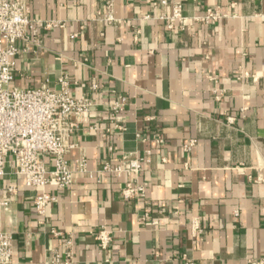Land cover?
I'll return each mask as SVG.
<instances>
[{
  "label": "crops",
  "instance_id": "1",
  "mask_svg": "<svg viewBox=\"0 0 264 264\" xmlns=\"http://www.w3.org/2000/svg\"><path fill=\"white\" fill-rule=\"evenodd\" d=\"M27 1L32 20L63 28L43 33L39 47L18 57L12 86L39 88L47 81L53 88L67 77L75 97L87 95L92 83L98 91L70 139L76 148L65 157L73 185L54 192L57 201L45 218L32 207L36 193L6 170L1 197L10 204L0 212V228L12 233V264L46 262L67 241L74 264L263 258L264 0ZM109 1L118 21L111 25L98 18ZM173 3L188 18L206 9L222 18L168 32L160 18ZM116 97L127 99L123 132L107 107ZM79 157L92 177L75 173ZM130 160L142 161L138 175L97 179L105 165L115 169ZM134 181L146 184L144 197L123 201L121 189ZM9 186L16 194L4 192ZM101 227L113 235L105 251L95 241Z\"/></svg>",
  "mask_w": 264,
  "mask_h": 264
},
{
  "label": "built area",
  "instance_id": "2",
  "mask_svg": "<svg viewBox=\"0 0 264 264\" xmlns=\"http://www.w3.org/2000/svg\"><path fill=\"white\" fill-rule=\"evenodd\" d=\"M160 5L166 7L165 2ZM98 18L109 25L118 22L113 16L110 1L106 4V13L99 14ZM221 18L219 10L213 9H206L201 17L188 18L181 4L173 3L170 13L160 19L166 31L185 32L193 23L208 25ZM56 28H63V25L53 21L32 20L27 0H0V212L10 204L1 197L7 169L12 177L22 180L26 189L36 193L32 198V207L39 218H45L49 207L56 203L54 192L68 190L74 182V172L70 170L65 157L76 148L70 139L78 129V119L86 117L94 108L93 97L98 86L92 83L87 95L80 97L72 94V84L67 77L59 78L53 88L48 86L47 81L39 88L21 89L12 86V70L18 57L31 47H39L41 35ZM75 38L76 35L70 37L72 40ZM19 44L22 49H19ZM126 106L125 97H116L107 103L114 127L121 132L125 129L119 122ZM89 129L94 130V127ZM156 143L160 145L163 142L157 139ZM193 146L194 142L191 141L184 151L188 152ZM141 162L124 161L122 166L115 169L105 165L96 172V177L99 179L102 173L138 175ZM75 165L76 174L92 177L84 157H79ZM146 188V184L129 182L119 194L123 201H131L143 198ZM4 192L16 194V189L9 186ZM190 228L193 235L200 233L196 220L191 221ZM51 234L60 236L55 231ZM95 241L99 250H108L113 241L112 232L106 227L99 228ZM71 246V241H67L62 254L54 251L46 262L31 264H74ZM12 263V233L0 228V264ZM247 264H264V257L250 259Z\"/></svg>",
  "mask_w": 264,
  "mask_h": 264
}]
</instances>
